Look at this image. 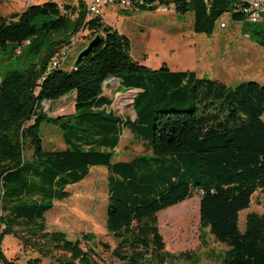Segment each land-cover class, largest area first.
Wrapping results in <instances>:
<instances>
[{
  "label": "trees",
  "instance_id": "1",
  "mask_svg": "<svg viewBox=\"0 0 264 264\" xmlns=\"http://www.w3.org/2000/svg\"><path fill=\"white\" fill-rule=\"evenodd\" d=\"M160 2L174 3L178 14L193 13L194 32L208 36L232 7L231 0H214L210 7L202 0ZM132 10L157 7L135 4ZM254 25L250 38L264 46V23ZM81 31L91 36L88 44L100 36L93 51L77 65L53 67L57 52ZM10 45L31 63L0 73V264H17L2 249L7 236L38 254L29 264H101L97 248L109 251L108 244L87 233L85 250L65 232L49 231L46 222L55 203L69 198L68 188L94 168L108 172L107 229L117 240L112 254L122 264L175 258L165 248L158 214L197 192L201 237L209 230L227 247L221 264H264V214L250 213L245 229L239 227L240 212L264 190L263 85L247 81L232 88L194 71L142 65L132 56L130 39L102 17L89 19L82 3L78 11L47 1L0 15V53ZM109 78L120 80L126 92L139 91L135 119L112 108L103 87ZM69 94L75 95L73 114L45 112V102ZM45 123L62 131L64 149L44 147ZM125 130L150 153L116 162Z\"/></svg>",
  "mask_w": 264,
  "mask_h": 264
},
{
  "label": "rangeland",
  "instance_id": "2",
  "mask_svg": "<svg viewBox=\"0 0 264 264\" xmlns=\"http://www.w3.org/2000/svg\"><path fill=\"white\" fill-rule=\"evenodd\" d=\"M47 1H55L62 7L70 5L77 11L80 8V0H0V15L9 17L25 11L30 5ZM103 9V22L114 25L130 39L132 56L142 65L152 69L165 65L172 71H194L200 78L220 81L232 88L247 81L264 86V46L256 42V38H250L256 25L245 19L235 21L230 15L224 14L214 33L208 36L194 32L193 13L168 15L159 11H135L127 14L118 10L115 15L114 12L107 13ZM221 22H225L227 28L222 29ZM75 37V44L68 54V67L77 60L91 36L88 31H81ZM13 48L10 45L7 52L0 53V73L8 69H24L31 63L14 54ZM64 48L57 52L52 63ZM8 56L13 58L8 59ZM113 81L108 80L104 87L105 94L114 100L112 108L121 116L134 118L131 102L135 92H126L120 87L119 80ZM75 107V98L71 94L53 103H44V110L51 117L72 114ZM262 119L264 120V115ZM41 134L46 149L66 147L59 128L45 123ZM117 152L116 162L130 161L138 155L150 153L146 144L135 138L129 130H125ZM107 177L106 169H92L83 182L68 188L69 198L55 203L54 209L46 215V222L49 231L65 232L70 239L79 240L85 250L88 243L83 238L84 235L94 234L97 242L108 244L111 248L109 251L101 246L97 248L99 262L122 264L112 254L117 247V240L107 229ZM200 196L201 193L197 192L192 198L158 214V228L165 248L175 256L166 264H221L227 247L217 242L209 230L205 231V239L201 237ZM250 213L264 214V190H258L252 197L250 208L240 212L241 230L245 229ZM2 249L17 264H29L31 259L38 257L37 253L26 249L13 236L5 238ZM189 257L195 260L192 261ZM42 264L50 262L43 259Z\"/></svg>",
  "mask_w": 264,
  "mask_h": 264
},
{
  "label": "built area",
  "instance_id": "3",
  "mask_svg": "<svg viewBox=\"0 0 264 264\" xmlns=\"http://www.w3.org/2000/svg\"><path fill=\"white\" fill-rule=\"evenodd\" d=\"M174 2H187L193 0H173ZM207 7H210L214 0H202ZM232 7L227 15L242 16L250 24L264 23V0H231ZM87 11V17L94 19L101 17L102 9L108 5H118L123 10L134 9L135 4L147 5L149 7L156 6L157 10L165 13H174L176 11L175 4L163 5L160 0H80ZM63 12H66L64 9ZM222 29L227 28L225 22L220 23ZM75 38L71 39L70 46L65 48L58 57L54 60L53 67L63 66L68 60L70 48L75 44ZM111 80V79H110ZM116 80V79H114Z\"/></svg>",
  "mask_w": 264,
  "mask_h": 264
},
{
  "label": "crops",
  "instance_id": "4",
  "mask_svg": "<svg viewBox=\"0 0 264 264\" xmlns=\"http://www.w3.org/2000/svg\"><path fill=\"white\" fill-rule=\"evenodd\" d=\"M105 9V10H104ZM104 9H103V11H106L107 13L108 12H114V14L115 15H117V12H118V10H120V11H123V12H125V13H127V14H130V13H134L135 11H133V10H131V11H126V10H123V9H121L118 5H108V6H105L104 7ZM136 11H138V10H136ZM155 11H159V12H161V13H163V14H168V15H178V13H177V11H175L174 13H165V12H162V11H160V10H155ZM147 12H154V11H140L139 13H147ZM136 15V14H135ZM101 17H102V15H101ZM131 17H134V15L133 16H131ZM105 24L106 25H108V26H111V27H113L114 29H116L117 27H115L114 25H109L108 23H106L105 22ZM119 33H123L122 31H119V29H116ZM124 35V34H123ZM114 79H111L110 80V82H114L113 81ZM104 95L106 96V97H108V98H110L109 96H107L106 94H105V92H104ZM74 98H75V95H72ZM66 97H68V96H65V97H63V98H66ZM62 98V99H63ZM73 114V113H72ZM70 115V114H69ZM61 116H65V115H61ZM64 149V148H63Z\"/></svg>",
  "mask_w": 264,
  "mask_h": 264
},
{
  "label": "water",
  "instance_id": "5",
  "mask_svg": "<svg viewBox=\"0 0 264 264\" xmlns=\"http://www.w3.org/2000/svg\"><path fill=\"white\" fill-rule=\"evenodd\" d=\"M99 40H100V36H96L89 44H88V46L82 51V52H80V54L78 55V58H77V60H76V65L78 64V63H80L81 62V60L86 56V55H88V54H90L92 51H93V49L95 48V46L97 45V43L99 42ZM110 79H113V78H109L108 80H110ZM108 80L104 83V86L103 87H105L106 85H107V83H108ZM118 80V79H117ZM120 81V80H119ZM139 91H136L135 92V95H134V97H133V100H132V102H131V107H132V111H133V114H134V119L136 118V112H135V110H134V108H133V102H134V98H135V96L137 95V93H138Z\"/></svg>",
  "mask_w": 264,
  "mask_h": 264
}]
</instances>
